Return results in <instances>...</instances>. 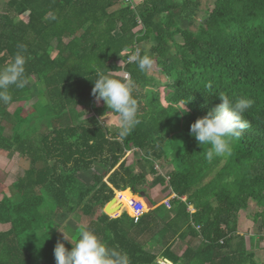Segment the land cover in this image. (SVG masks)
<instances>
[{
	"label": "trees",
	"instance_id": "obj_1",
	"mask_svg": "<svg viewBox=\"0 0 264 264\" xmlns=\"http://www.w3.org/2000/svg\"><path fill=\"white\" fill-rule=\"evenodd\" d=\"M134 4L4 0L0 68L24 45L26 76L41 88L40 99L28 108V86L12 87V101L0 103V150L27 161L14 183L15 198H0V224L8 225L0 230V264H56L57 241L69 250L72 245L57 232L55 216L102 209L114 196L108 183L135 194L161 184L175 194L170 209L151 205L132 229L119 227V219L112 220L115 226L100 227L108 219L102 213L93 222L95 232L109 247L127 253L130 264L156 257L139 236L173 260L171 239L176 235L201 239L196 250L187 248L182 255L196 264H264L256 262L237 229L239 211L250 199L257 200L261 211L252 217L260 222V234L250 238L264 240V0H215L195 29L182 23L194 20L196 0ZM24 13L26 20L16 19ZM136 49L153 58L154 72L142 73L128 63ZM96 69L115 78L127 72L135 81L140 123L123 139L100 119L111 110L92 93ZM221 94L252 101L243 113L249 127L234 141L230 157L209 161L208 146L190 134L191 124L221 103ZM14 102L18 105L10 112ZM182 102H187V112L180 111ZM42 121L46 130L38 132ZM132 150L133 162L127 164L126 152ZM169 156L176 165L164 176L155 162ZM95 166L102 171L93 172L88 183L80 181L78 175ZM117 198L130 210L136 197L124 190L117 191ZM168 213L172 216L164 221Z\"/></svg>",
	"mask_w": 264,
	"mask_h": 264
},
{
	"label": "clouds",
	"instance_id": "obj_2",
	"mask_svg": "<svg viewBox=\"0 0 264 264\" xmlns=\"http://www.w3.org/2000/svg\"><path fill=\"white\" fill-rule=\"evenodd\" d=\"M18 47L20 51L12 61L0 68V103L5 105L13 99L10 94L12 87L23 89L30 84L26 76V48L24 45ZM128 63H135L140 72L147 74L153 69L154 60L148 54L141 55L140 50L136 49L128 56ZM95 76L92 93L115 114L117 133L123 139L140 123L139 102L134 96L135 81L127 72L121 78H115L96 69ZM219 98L221 103L192 123L190 130L200 146H208L205 155L209 161L217 157H230L234 141L249 127L243 113L252 106L251 100L241 98L232 101L223 94ZM186 104L182 102L180 111H188ZM56 228L63 234V241L72 245L69 250L64 242L57 241L54 247L56 264H130L127 253L109 247L93 230L81 229L79 237L74 240L68 231L62 227Z\"/></svg>",
	"mask_w": 264,
	"mask_h": 264
},
{
	"label": "rangeland",
	"instance_id": "obj_3",
	"mask_svg": "<svg viewBox=\"0 0 264 264\" xmlns=\"http://www.w3.org/2000/svg\"><path fill=\"white\" fill-rule=\"evenodd\" d=\"M198 2V10L195 13V17L194 20L189 23L187 21H184L182 23L183 27H190L191 29H195L197 24L199 22H201L205 17H206V12L207 10L212 6L213 2L215 0H196ZM4 3V0H0V8L2 7ZM27 19V13H24L20 16H18L16 19ZM148 44H144L143 48L145 50H148ZM154 72V69L151 70V73ZM158 76V75H157ZM161 78L163 79V77L161 76ZM30 79V84L28 85L29 88V100L26 101V103L24 104L25 108H28L30 105H32L33 103H36L39 99L40 96L38 95V91L41 88V86L39 85V83H37L34 78H29ZM18 103L14 102L12 103L9 107L8 110L10 112H13L14 109L17 107ZM43 113L42 109L38 110V114ZM101 119V118H100ZM105 124H109L112 126V122L109 119L108 116H104L103 119H101ZM113 123L116 125V121H113ZM117 128V126H115ZM39 128V129H38ZM38 132L40 131H45V121H42L38 127ZM114 128H111V130L113 131ZM6 133H10V126H6ZM38 134V133H37ZM37 134H35L34 136H37ZM173 137V135L168 136V140H167V146L165 147L169 149L170 147V140ZM167 149V150H168ZM224 162V161H223ZM176 165V162L174 161L172 163L171 161V157L169 156L167 159H165L164 161H156L155 167L156 170L161 173L164 176H167L169 174V172L172 170V168L174 167V165ZM27 166V161L25 159H23L19 154L14 153V152H5L0 150V182L2 184L1 189H0V198L2 195H7L10 198L14 199L15 198V188H14V183L17 180V178L22 175L23 173V169L22 167H26ZM102 168L100 166H95L91 171H87V172H82L80 173L79 179L80 181L84 182V183H88L91 178H92V174L93 172H101ZM149 179H152V177H148ZM106 179V178H105ZM128 191V190H127ZM129 192V191H128ZM130 193V192H129ZM168 189L164 186H162L161 184H158L156 186H154L152 188V190H150L148 193H146L147 196H143L144 198H142L140 195L136 194L135 196L138 197V199L143 200L144 201V205L146 206H153L157 207L158 204L160 203H167L166 199L168 196ZM135 200H137V198H135ZM146 202V203H145ZM156 202V203H155ZM109 208L111 211H108V213L110 215H115V214H119L122 212L123 209H127L126 206L124 205L123 202H120L117 198V192L116 194H114V197L109 200L108 202L105 203V206L107 204H109ZM158 209H160L158 207ZM128 211V210H127ZM257 211H261V208L259 206V203L257 200H253L250 199L249 200V204L248 207L245 210H242L241 212V224L240 227L237 228L238 230H240V232H242L241 234H243L244 236H252L253 234H260V229H259V224L260 222L253 223L252 221V215L253 213L257 212ZM8 227V225H2L0 224V229H6ZM74 226H66L63 227L64 230L68 231L70 233V235L72 236V238L75 240V235H76V229H73ZM63 235V234H62ZM256 244H260L262 246H264V241L259 240V238H256ZM68 242V241H67ZM264 257V255H263Z\"/></svg>",
	"mask_w": 264,
	"mask_h": 264
},
{
	"label": "crops",
	"instance_id": "obj_4",
	"mask_svg": "<svg viewBox=\"0 0 264 264\" xmlns=\"http://www.w3.org/2000/svg\"><path fill=\"white\" fill-rule=\"evenodd\" d=\"M106 116L109 117V119L111 120L112 122V126L111 125H107L108 127L110 128H116L115 124L113 123V121H116V116L115 114L113 113H108ZM133 150L132 151H127L126 152V155H125V158H127V164H130L133 162ZM160 162V161H158ZM156 164V162H155ZM156 168V167H155ZM148 177H152L151 175H147V180L150 181L151 179H149ZM105 182H107V179H104ZM108 183V182H107ZM108 185L113 189V193L116 194L117 191H124V190H128L130 192L131 195L135 196L136 194L133 192V190L129 187L125 188L124 190H117L115 188L112 187V185L110 183H108ZM152 190V189H151ZM148 193V192H146ZM146 193H139L138 195H140L142 198H144L143 196H147ZM168 196H167V203L165 204V202L163 203L168 209L171 208V203H170V199H172L175 194L173 193H170V191L168 190ZM114 197V196H113ZM112 197V198H113ZM137 199L138 197L135 196ZM111 198V199H112ZM110 199V200H111ZM186 197H182L181 200H185ZM146 203V202H145ZM157 205H159L158 203H156ZM161 204V203H160ZM107 206V205H106ZM106 206L104 205L101 208H97L95 212H93L92 214H85L83 212V210H78V209H74L72 212H61L59 214H57L55 216V223H57L59 225V227H66V226H74L73 229H76V235H75V239L79 237V233L81 231V229H86L88 224H89V228L90 230H93L95 232V228L96 226L93 225V222H97L98 220V217L99 215L102 214H105L108 216V219L106 221H104L103 223L100 224V227L102 226H115L112 222V220L114 219H119L117 220V225L119 227H124L126 229H129L131 228L132 226H134L136 223L133 221V219L131 218V212L130 210L128 209H123L121 213L119 214H115V215H110L106 210ZM148 211L151 209L150 206L148 207ZM191 213L195 212V208L193 205H189L188 208H187ZM128 210V211H127ZM242 210H245V209H242ZM242 210L239 211V214H238V228L240 227V224H241V212ZM147 211V212H148ZM146 212V213H147ZM145 213V214H146ZM172 216L171 213H168L165 217H164V221H168L170 219V217ZM253 220V218H252ZM253 222V221H252ZM254 223V222H253ZM3 225V224H2ZM196 230L199 229V226L195 225L194 227ZM7 229V228H6ZM132 229V228H131ZM0 230H5V229H0ZM57 232L59 233V235H62V233L57 229ZM239 233H242L240 232V230H238ZM103 241V235L102 234H99L98 232H95ZM251 236H245V246L247 248V250L251 251L254 253V257H255V260L256 262L258 263H264V246L262 245H258L256 244V239L253 240L250 238ZM139 241H141L143 243V245H146L147 247V250L151 251V253L153 254H156V257L154 259L153 262H150V263H140V264H162V262H166L167 264H184V262H186V264H196L197 260L196 259H189V258H186V259H183L182 255L184 253V251L187 249V248H190L192 250H196L199 245H200V242H201V239L199 237L197 238H192L191 236H186V237H179L178 238V235H176L174 238L171 239V258L173 260H169L168 258H165L161 251H158L156 248H154L151 244V243H147V240L144 236H139L138 237ZM264 241V240H262ZM150 242H154L153 241H150ZM70 243V242H69ZM147 243V244H146ZM151 248H153L152 250H150ZM178 259L176 262H173L174 260Z\"/></svg>",
	"mask_w": 264,
	"mask_h": 264
},
{
	"label": "built area",
	"instance_id": "obj_5",
	"mask_svg": "<svg viewBox=\"0 0 264 264\" xmlns=\"http://www.w3.org/2000/svg\"><path fill=\"white\" fill-rule=\"evenodd\" d=\"M124 2L126 4L131 5V7H134V0H124ZM140 22V21H139ZM148 211L147 205L144 206V201L137 199L134 200L131 208H130V212H131V218L133 219V221L136 223L138 222V220Z\"/></svg>",
	"mask_w": 264,
	"mask_h": 264
},
{
	"label": "water",
	"instance_id": "obj_6",
	"mask_svg": "<svg viewBox=\"0 0 264 264\" xmlns=\"http://www.w3.org/2000/svg\"><path fill=\"white\" fill-rule=\"evenodd\" d=\"M111 203H109V204H107V206H106V208H105V210L108 212V211H111L110 210V208H109V205H110Z\"/></svg>",
	"mask_w": 264,
	"mask_h": 264
}]
</instances>
